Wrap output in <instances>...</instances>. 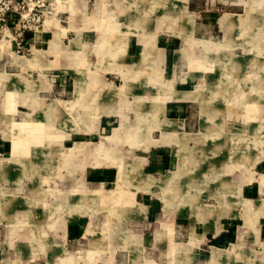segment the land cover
Returning <instances> with one entry per match:
<instances>
[{
  "label": "rangeland",
  "instance_id": "1",
  "mask_svg": "<svg viewBox=\"0 0 264 264\" xmlns=\"http://www.w3.org/2000/svg\"><path fill=\"white\" fill-rule=\"evenodd\" d=\"M234 1L239 4L230 3ZM251 1L219 0L214 5L219 13H245L244 5ZM115 9L113 0H48L38 24L43 27L45 38L40 44L45 52L35 54L40 45L34 48L35 38L30 39L34 31L28 30L24 52L0 55V172L22 170L15 180L26 177L22 193L35 196L41 228L54 241L60 242L61 228L49 226L60 215L84 222L82 233L69 239V253L60 250L49 256L47 236L30 219V225H37L30 230L32 240L25 237L20 244L31 253L38 251L31 261L27 250L13 245L10 236L19 237L24 225L11 229L13 222L1 221L0 239L6 236L10 242L0 249V261L14 257L31 264H114L116 246L118 264H257L254 248L261 209L248 204L247 196L264 198V174L260 180L264 173V49L258 46L264 38V23L236 41L227 42L219 35L213 40L223 46L210 49L207 41L197 40L205 46L199 45L176 30L157 36L156 42L154 35L153 40L147 36L153 71V63L143 56L137 34L141 28L126 27ZM169 16L168 21L154 10L146 22L155 19V27L168 24L173 30V15ZM72 20L88 25L79 33L65 29ZM54 32L63 48L56 40H51L50 47ZM127 35L134 38L124 46ZM31 44L33 52L28 49ZM156 45L173 49L164 74ZM234 53L258 56L260 62L255 57L244 71H234L233 66L241 62ZM22 71L26 82L17 88L11 81ZM185 84L191 88L195 84L209 102L198 99L187 106V129H201L185 132L184 141L195 136L197 141L178 151L163 141L175 140L173 133H164L166 119L180 125L186 115L174 107L167 110L165 104V112L161 111V101L165 93H176ZM145 158L139 174L140 159ZM242 165L245 178H254L257 170V179L228 187L222 180H238ZM144 173H172L171 182L166 191L154 184L151 190L136 193L157 182L150 176L134 182ZM29 183L35 187L33 192ZM6 184L2 179V185ZM248 185L252 186L249 194L245 193ZM135 194L137 201L146 204L144 210L134 200ZM9 198L0 204L2 210L24 199L34 212L31 198ZM26 210L18 209L12 220L26 222ZM195 241L199 254L191 248Z\"/></svg>",
  "mask_w": 264,
  "mask_h": 264
},
{
  "label": "crops",
  "instance_id": "2",
  "mask_svg": "<svg viewBox=\"0 0 264 264\" xmlns=\"http://www.w3.org/2000/svg\"><path fill=\"white\" fill-rule=\"evenodd\" d=\"M65 1V0H64ZM67 1V0H66ZM219 0H113L115 8L117 7V9H115L117 12V16L119 18V20L124 19V22L122 21L121 23H125V26L130 28L131 27H135V26H139L141 28L140 32H137L138 35H140V40L143 43V49H144V57H146V59L148 58V46L146 44V40L145 38L148 37V39H152V36H155V42L157 41V36H162L164 32H168V31H178L179 33L182 34V37L189 40H192L194 43L197 42V40H203V41H207L209 44V49L210 48H216L217 46L221 45L223 46V43L218 42L213 40L214 38H216L217 36L221 35L222 38L227 41V42H232V41H236L239 40V38L241 37L242 33H247L248 30H250L252 27L258 25V24H262L264 23V0H252L250 3L247 2L244 5L245 8V13L243 12H237L235 10H231V11H224L219 13V6H215V2ZM103 2H105V0H103ZM235 2V1H234ZM232 5L234 4H239L238 2L232 3L230 2ZM106 8V5H105ZM155 10V13H159L161 17H165L166 20L169 21V15L172 14L173 15V20H174V25L173 30L168 28V24L166 25L165 28H157L155 27L154 23H155V19H154V23L151 19V21L148 23L146 22L148 19L152 18V14L153 11ZM243 13V14H242ZM90 16H86L85 20H89ZM73 21V20H72ZM69 23V26L65 27V29L68 28H73L75 29L78 33L80 31H82L83 27L87 24V22L84 23L83 26L78 25L77 23H75V21ZM86 24V25H85ZM115 27L116 24L114 23ZM106 26H104L105 28ZM151 29H150V28ZM153 27V28H152ZM38 29V28H37ZM36 30H34V32H32V36L30 37L31 40H34V37L36 35ZM42 33L43 32V27L41 28ZM31 33V31H29ZM143 32V33H142ZM128 33H132V32H128ZM178 35L180 36L181 34ZM28 34V33H27ZM54 37L50 38L49 42H50V47H51V40H56L59 41V45L63 48V46L60 44V40L56 37L58 36V34L56 32L53 33ZM151 36V37H150ZM253 36V35H252ZM45 38V35H43V40ZM126 40H125V44L124 46H126V44L128 43L129 40H133L134 37H131L130 35L126 36ZM169 38V37H166ZM42 40V41H43ZM41 41V42H42ZM76 43V40H74ZM127 41V42H126ZM260 41V43L258 44V46L260 47V49H264V38L258 40ZM199 45H201L202 43L197 42ZM83 44V43H82ZM84 45V44H83ZM82 45V46H83ZM203 46H205L204 44H202ZM59 46V47H60ZM157 46V45H156ZM220 46V47H221ZM141 47V49H142ZM67 48V46H65V49ZM157 51L160 54V59L161 62L160 65L161 67H163V72L162 74H164L167 71V66H168V58L170 57L169 54H171V50L173 49H169L166 47H158L157 46ZM30 50H32V52L34 51L32 49V44L31 47L28 48ZM131 50H133V47H130ZM129 49V50H130ZM169 49V50H168ZM50 51H52L51 48H49ZM56 49H54L53 51H55ZM76 50V49H73ZM175 50V49H174ZM246 51H248L247 49L244 50V52L246 53ZM7 52H11L12 55L15 54L12 49L8 48V50H5L4 52L0 51V55L1 54H6ZM35 54L37 55H41L42 53H44L45 51L42 49L41 44H40V51L36 52L34 51ZM140 52V51H138ZM142 52V50H141ZM75 53H78V51L76 50ZM127 54V52H126ZM128 55V54H127ZM244 55V56H243ZM235 56H240L238 57V59H240V63L236 64L233 66V70L237 71H244L245 69V65H249L250 61L252 59H254L255 57L258 58V56H251L249 55V57L247 58V56L245 54H238V53H234V57ZM129 58H132V56H128ZM127 57V58H128ZM136 57H134L135 59ZM145 59V58H144ZM150 59V58H148ZM259 59V58H258ZM141 60V58H140ZM151 62L153 63V71L155 68V63L152 59H150ZM260 62V59H259ZM259 65H257L258 67ZM230 67V66H228ZM250 67V66H249ZM24 70V69H23ZM8 72V71H6ZM13 74V72H10ZM23 74V75H20ZM16 76H18V78H16L13 82L14 84H16L17 88L21 87V84H23V82H26V79L24 78L25 74L24 72H20V73H16ZM8 81V82H10ZM34 81V80H33ZM18 82H21L20 84ZM25 84V83H24ZM37 85V83H36ZM191 85H179L178 87H181L179 91H173L170 94H168L169 92L165 93L166 94V98H163L161 101V111L165 112L164 109V104L166 105V109H173L177 108L179 109L183 114L186 115V111L187 110V106L191 105L192 102L197 101L198 99H200V101L203 102H209V100H206L204 97L205 95L198 90V88H196V85L193 84L192 88L190 87ZM37 87H35L34 89H36ZM165 94H162V97L165 96ZM172 105H176L172 106ZM171 106V107H170ZM201 114V113H200ZM187 115L184 116L183 118H181V124L180 125H176L173 121L172 123V119L173 118H168L170 120H167L166 117L164 116L163 119H166V125H168L167 127H165V131L164 133H173L174 136V141H168L166 138L163 139V134L161 140L163 139L164 142H168V143H172L175 147H177L178 151L182 150V148L184 146H186L187 144L189 145L190 142H194L197 141L195 139V137H192L190 139H187L184 141V137H185V132H191V133H195L196 131H199L201 128L199 126L198 130H189L187 129ZM202 136H205L206 133L201 134ZM201 135H197V137H201ZM175 137H178V139H176ZM184 141V143H183ZM161 144H165V143H161ZM167 144V143H166ZM2 144H0L1 146ZM199 145V144H198ZM264 159V157L262 158ZM260 159V160H262ZM143 160L142 165H140V173L141 174V169L143 164L145 163V159H140ZM259 160V161H260ZM134 163V160H132L130 163ZM258 162V161H257ZM256 162V163H257ZM132 163V165H133ZM243 166V169L241 171V174L238 178V180H222V181H226L228 182V187H236V185L240 184V183H244L245 181H249L250 180H256L257 177L255 178V173L257 172V170H255L254 173V178L250 179V178H245L244 173L245 171V166ZM255 166V165H254ZM99 172V170H98ZM22 173V170H21ZM19 170H7V171H2L0 172V204H6L10 198L9 195H13V196H17V197H28L31 198L33 203H34V212H31V210L28 208V205L22 200H16L11 204H8L5 208L6 209H1L0 206V222H4L6 221V223L9 222V224L11 225V222H13L12 224V228L14 229L17 226H22L24 225V228L21 230L20 232V236L19 237H15L12 234H10L11 240L13 241V245H19V249H21L22 251H25V249L27 250V252L30 254V257L27 256L29 258V260H35L38 257V251H36L35 253H31L29 251V247L26 246L25 244H20L25 242V240H27L25 237H27L29 240H32V235L30 233V230H34V227L36 226H32L30 225V219L32 220L33 223H37L39 224L38 226L40 227V229L42 230V234L47 236V253L50 256V254H52L55 251H64L69 253V246H68V242L69 239H75L76 237H78V235H80L82 233L83 230V225L84 222L75 220L74 218H69L68 217H62L60 215V219L55 220L54 222L50 223L49 227H53V225L56 226V224H58V226H56L55 228L58 227L61 228V240L60 242L54 241L52 238V236H50L46 231L43 230L42 227V221L41 217L36 215V202H35V196L32 195H27V194H23V190L25 189V185H24V178L23 177L21 180H15L16 176L21 174ZM174 173V172H172ZM172 173L170 174H166V176H155L151 173H144L143 178H141V180H137L134 181V179L132 178V176H130V180L133 179L134 182H142L145 179L149 178H155L157 180V182L153 183L149 189L148 188H142V189H138L136 191V193L139 190H143V191H149L153 188L154 184H158L160 185L162 188H164V190L166 191V185L168 183H170L171 181H168V176L172 175ZM138 174V173H137ZM261 174L264 173H260V180H261ZM102 175V174H101ZM136 175V174H135ZM10 178H8V177ZM2 179H4L7 184L4 186L2 185ZM32 180V179H30ZM12 182V184H9L8 182ZM30 182V181H28ZM33 182V180H32ZM31 182V183H32ZM233 183V185H232ZM236 183V185H235ZM30 184V183H29ZM31 185V184H30ZM225 186V185H224ZM226 188V187H225ZM31 192H33L35 190V187H33L31 185ZM134 190V189H133ZM36 191H38V189L36 188ZM207 191H211V189H207ZM252 191V186L248 185L246 187L245 193L249 194ZM166 195V193H165ZM137 198V194H135L134 196V200H136ZM166 198V197H165ZM192 199V198H191ZM258 201L257 203L255 201ZM251 199L247 196V202L248 204L252 203L253 206H255L256 210L261 209L263 211L262 214L261 210L257 211V215H258V219L260 218L259 222H258V231H259V236L258 238L256 237L255 243H256V248H254V250L257 253V264H264V198L260 199ZM137 201V200H136ZM141 207L142 210H144L146 208V204L137 201ZM195 203V202H194ZM24 205V206H23ZM142 205H144V208H142ZM197 206V205H196ZM25 208L26 207V211H27V215H28V220L26 222H14L12 219L14 218V216L17 214V210L20 208ZM164 211L166 212L168 210V208H165V203H164ZM126 209H128L126 207ZM34 214V215H33ZM11 231V230H10ZM26 231V232H25ZM257 231V233H258ZM204 234V233H201ZM202 236L199 234L197 236V238H201ZM101 240V239H99ZM94 241L95 244L99 243V241H97V238L94 237ZM9 237H4L2 240L0 239V249L5 248V246H7V244L9 245ZM97 242V243H96ZM199 243V242H198ZM198 243L192 244L193 249H196V253H200L201 249L198 246ZM106 245V242L104 243V246ZM26 247V248H25ZM28 247V248H27ZM190 248V249H191ZM115 249V251L113 252V263L114 264H118L117 263V259H116V253H117V248L116 246L113 248V250ZM189 249V250H190ZM39 250V249H38ZM44 250V249H42ZM187 251L191 254L190 251ZM46 251V250H44ZM111 253V250H110ZM73 255H71L72 257ZM106 261V259L104 260ZM4 262H9V264H31L30 261L25 262L22 259L19 258H14V257H4L1 261L0 264H3ZM221 264H225V263H221Z\"/></svg>",
  "mask_w": 264,
  "mask_h": 264
},
{
  "label": "built area",
  "instance_id": "3",
  "mask_svg": "<svg viewBox=\"0 0 264 264\" xmlns=\"http://www.w3.org/2000/svg\"><path fill=\"white\" fill-rule=\"evenodd\" d=\"M48 0H0V41L9 39L14 53L25 51L28 30H36Z\"/></svg>",
  "mask_w": 264,
  "mask_h": 264
},
{
  "label": "bare ground",
  "instance_id": "4",
  "mask_svg": "<svg viewBox=\"0 0 264 264\" xmlns=\"http://www.w3.org/2000/svg\"><path fill=\"white\" fill-rule=\"evenodd\" d=\"M43 35H44V33H42L41 28H38L37 31H36V36L34 37L35 38V40H34L35 41L34 42V48L35 49H37L38 45H40V41L43 39ZM1 45H2V48H3V52H4L5 50H8L9 47H12L13 43L9 39H3L2 41H0V46ZM1 53H2V51H1ZM7 53H10V52H7Z\"/></svg>",
  "mask_w": 264,
  "mask_h": 264
},
{
  "label": "trees",
  "instance_id": "5",
  "mask_svg": "<svg viewBox=\"0 0 264 264\" xmlns=\"http://www.w3.org/2000/svg\"><path fill=\"white\" fill-rule=\"evenodd\" d=\"M28 35H29V34H27V37H29ZM30 37H31V35H30Z\"/></svg>",
  "mask_w": 264,
  "mask_h": 264
}]
</instances>
